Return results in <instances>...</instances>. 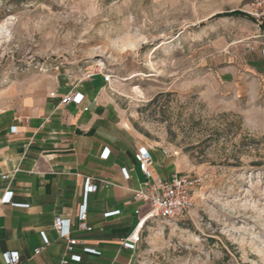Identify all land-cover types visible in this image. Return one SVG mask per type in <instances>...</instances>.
Segmentation results:
<instances>
[{"label": "rangeland", "instance_id": "1", "mask_svg": "<svg viewBox=\"0 0 264 264\" xmlns=\"http://www.w3.org/2000/svg\"><path fill=\"white\" fill-rule=\"evenodd\" d=\"M245 3L6 0L0 8V110L98 70L140 141L164 151L176 174L201 177L183 218L147 221L134 264H264V23Z\"/></svg>", "mask_w": 264, "mask_h": 264}, {"label": "crops", "instance_id": "2", "mask_svg": "<svg viewBox=\"0 0 264 264\" xmlns=\"http://www.w3.org/2000/svg\"><path fill=\"white\" fill-rule=\"evenodd\" d=\"M5 2L0 0V8ZM69 93L81 95V102L61 104ZM122 112L100 78L56 80L40 94L16 98L0 110V264H6L7 252L18 253L17 264H58L66 242L53 229L55 217L69 221L70 237L83 243L66 254L69 264H134L138 245L123 250L120 240L148 212L132 199L145 181L133 159L143 143ZM151 153L154 177L175 173L164 151ZM122 169L129 172L128 179ZM88 178L97 189L85 195ZM5 191L11 199L1 204ZM82 204L89 232L75 228ZM37 249L41 251L34 254Z\"/></svg>", "mask_w": 264, "mask_h": 264}, {"label": "built area", "instance_id": "3", "mask_svg": "<svg viewBox=\"0 0 264 264\" xmlns=\"http://www.w3.org/2000/svg\"><path fill=\"white\" fill-rule=\"evenodd\" d=\"M244 13L253 18L257 22L264 23V0H244ZM96 76H101L104 83H108L110 77L102 75L98 70L87 72L83 78L84 81H90ZM82 100L79 94L69 93L61 99V104L74 103L78 105ZM106 154L104 153L103 157ZM136 166L144 175L145 181L139 184L138 189L133 192L132 199L134 202L140 203L148 207V212L144 220L127 237L120 240L123 250H134L140 242V230L142 225L150 219H160L163 221H176L183 218L192 210L195 203V194L200 187L202 180L200 176H184L172 173L167 177H154L151 171L153 166V157L148 146L139 145L133 155ZM125 179L129 178V172L125 169L121 170ZM4 180L9 179L8 175L2 177ZM97 186L88 178L84 184V194L95 192ZM12 193L5 191L1 198V204L10 202ZM53 229L60 239L66 242L65 256L61 258L58 264H69L66 254L73 252L74 248L83 245L82 242L74 240L70 237V222L55 217L52 222ZM75 228L77 231L89 232L90 227L87 226V211L85 204L78 207L76 215ZM44 246H48L49 241L46 235L40 233ZM41 249L35 250L34 254H38ZM6 264H17L19 256L16 252H7L3 254Z\"/></svg>", "mask_w": 264, "mask_h": 264}, {"label": "bare ground", "instance_id": "4", "mask_svg": "<svg viewBox=\"0 0 264 264\" xmlns=\"http://www.w3.org/2000/svg\"><path fill=\"white\" fill-rule=\"evenodd\" d=\"M6 23V22H5ZM7 24H9V23H7ZM2 25V24H1ZM1 30V32H7V28H6V26H2V28L0 29ZM1 34V33H0Z\"/></svg>", "mask_w": 264, "mask_h": 264}]
</instances>
